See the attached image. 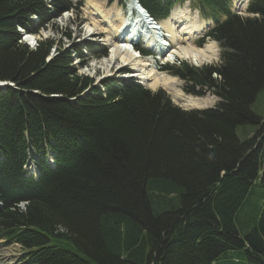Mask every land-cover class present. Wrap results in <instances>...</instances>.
<instances>
[{
    "label": "trees",
    "instance_id": "obj_1",
    "mask_svg": "<svg viewBox=\"0 0 264 264\" xmlns=\"http://www.w3.org/2000/svg\"><path fill=\"white\" fill-rule=\"evenodd\" d=\"M184 1L138 0L155 20ZM188 1L212 20L220 62L170 73L219 100L185 111L131 80L93 86L73 65L81 47L47 59L53 41H21L18 29L37 33L70 0H0V81L16 87L0 89V238L26 264H264V118L251 110L264 88V0L244 17L231 0ZM26 158H38L36 179Z\"/></svg>",
    "mask_w": 264,
    "mask_h": 264
},
{
    "label": "bare ground",
    "instance_id": "obj_2",
    "mask_svg": "<svg viewBox=\"0 0 264 264\" xmlns=\"http://www.w3.org/2000/svg\"><path fill=\"white\" fill-rule=\"evenodd\" d=\"M117 1L113 0L109 7L107 0H85L83 3L82 8L87 21L86 31L91 37L101 34L102 43L109 49L108 57L101 60L100 66L108 69L116 61L121 64L127 63L132 69L131 74L137 76L144 85L152 89L162 87L180 106L187 108L205 106L208 100L185 96L176 90L173 85L175 77L157 70L154 67L153 57L135 58L127 39L138 34L145 39L148 37L147 43H152L155 51L165 50L166 44L170 43L167 57L164 59L161 57V60L174 63L177 59H184L189 60L193 65H201L205 62H213L218 56V47L214 41L204 43L202 46L194 44V40L204 33L207 23L204 20L198 21L196 11L190 15L189 10L181 8L172 9L166 19L153 23L146 19L144 12L134 0H127L125 15L122 14ZM245 1L239 0L237 4L243 6ZM147 26L150 27L147 31H137L139 28H148ZM124 32H128L129 35L121 41L120 33ZM27 41L32 43L35 38L27 36Z\"/></svg>",
    "mask_w": 264,
    "mask_h": 264
},
{
    "label": "rangeland",
    "instance_id": "obj_3",
    "mask_svg": "<svg viewBox=\"0 0 264 264\" xmlns=\"http://www.w3.org/2000/svg\"><path fill=\"white\" fill-rule=\"evenodd\" d=\"M51 0H46L47 6H49V2ZM74 4H76L77 0H72ZM82 0V3H84ZM107 4L111 1V0H107ZM120 0H118L117 2H119ZM126 1V0H124ZM236 1V0H234ZM78 3V2H77ZM118 4V3H117ZM110 5H107V7H109ZM83 4H81V6H77V9H72L66 12H63L60 14V16H56L55 12H51V15L53 16L51 19H49L46 24L40 28L38 30L37 33H32V34H28L27 32H25V34L22 33L21 30V41L26 44V42L30 43V41H27V36H33L35 38V41H40V40H50L51 42L53 41V46L50 49V53L47 59L53 57L56 53L57 50L59 49V47H61L62 49L64 48H68L72 45H76L78 47L82 46L84 48H80V52L82 57L79 59L77 58V56H73V65L76 67L78 74H83V75H88L90 77H92L95 81L94 83L97 85L99 84V82L106 77H116V78H121L120 75V68L122 66L121 62L116 61L115 63H113V65H111V67L109 66L108 69L107 68H103L102 66H100V62L103 58H107L108 54H109V49L105 48L103 45L99 44L102 43L101 41V34L99 35H95L94 37H91L88 32L85 29V23L86 21V17L84 15V9L82 8ZM243 7V8H242ZM175 8H181L183 10H189L190 15H193L194 11H192L189 8L188 4H178ZM174 8V9H175ZM246 9V5L245 6H234L232 4V10L236 13H238L241 16H247V12L245 11ZM84 16V17H83ZM32 19H35V17H33ZM36 20V19H35ZM202 20H204L199 14H198V21L199 22H203ZM205 23H208L206 29L204 30V33L200 36H198L195 40H194V44L197 45L198 41L201 40V38L204 36V34L206 33V31L211 27L212 22L209 20H204ZM208 21V22H207ZM24 35H26L24 37ZM69 35V36H67ZM88 35L90 37H88ZM100 36V37H99ZM25 41V42H24ZM213 40L206 38L205 41L203 43H201L202 45L204 43H208L211 42ZM90 43H93L90 44ZM87 44L90 46V48H87ZM27 45V44H26ZM37 45V43H36ZM86 45V46H85ZM201 45V46H202ZM198 46V45H197ZM28 47L30 49L31 48L29 45ZM218 56L215 60H213V62H205L203 63V65H217L219 63V58H220V48L218 47L217 50ZM168 55V54H167ZM166 55V57H167ZM163 61V60H162ZM180 62V61H185L188 62L190 64H192L189 60H184V59H177L176 62ZM82 63H85V65L80 66ZM99 65V66H98ZM160 66L163 65H172V63H166V62H162L161 64H158ZM202 66V64H201ZM160 71L163 73H166L167 75L170 76V74L166 71V70H161L160 67ZM172 76V75H171ZM175 77V76H172ZM137 79H135L134 81L136 82ZM7 83H9V85H11L10 87L16 88L13 83L11 81H6ZM143 87L150 89L151 91H157V90H162L166 93V95L170 98L171 102H175V100L173 99V97L166 92L165 89H163L162 87L158 86L154 89L150 88L148 85H144V83H142ZM95 85V86H96ZM174 88H176V90H179L182 94L184 95H188V96H192L189 94H186L183 90H182V86L184 85V81L175 77V82L173 83ZM195 98H203L208 100V103L205 104V106H203V108L206 107H214L216 102H217V98L213 95V94H207L206 96L203 97H199V96H192ZM175 105L179 106V104L177 102L174 103ZM187 108V107H186ZM251 110L256 113L257 115L261 116L262 118H264V88L261 89L255 99V101L251 104ZM257 128V125H253V124H248V125H239L237 127V136L239 137V139L243 140L245 138H247L248 136H250L255 129ZM263 135V134H262ZM21 248L16 245V244H11V245H7L6 242H4L3 240L0 239V264H25V262L22 259V253H21ZM230 252L226 254V257L229 256ZM224 260H219L216 263L219 264H228V263H224ZM238 264H245V262H240Z\"/></svg>",
    "mask_w": 264,
    "mask_h": 264
},
{
    "label": "water",
    "instance_id": "obj_4",
    "mask_svg": "<svg viewBox=\"0 0 264 264\" xmlns=\"http://www.w3.org/2000/svg\"><path fill=\"white\" fill-rule=\"evenodd\" d=\"M136 2V5L142 10L144 11L145 15H147V12H145V10L139 5V3L137 2V0H135ZM150 18V17H148ZM96 85V84H93V86ZM8 86H11L9 85V83H7L6 81H0V89H3V88H6Z\"/></svg>",
    "mask_w": 264,
    "mask_h": 264
}]
</instances>
